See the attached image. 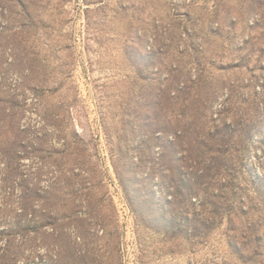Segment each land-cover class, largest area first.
<instances>
[{
    "label": "rangeland",
    "instance_id": "374dc122",
    "mask_svg": "<svg viewBox=\"0 0 264 264\" xmlns=\"http://www.w3.org/2000/svg\"><path fill=\"white\" fill-rule=\"evenodd\" d=\"M0 264H264V0H0Z\"/></svg>",
    "mask_w": 264,
    "mask_h": 264
}]
</instances>
